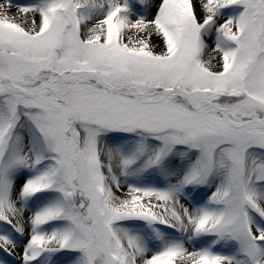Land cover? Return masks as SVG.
I'll use <instances>...</instances> for the list:
<instances>
[{
	"label": "snow or ice",
	"instance_id": "obj_1",
	"mask_svg": "<svg viewBox=\"0 0 264 264\" xmlns=\"http://www.w3.org/2000/svg\"><path fill=\"white\" fill-rule=\"evenodd\" d=\"M0 264H264V0H0Z\"/></svg>",
	"mask_w": 264,
	"mask_h": 264
}]
</instances>
